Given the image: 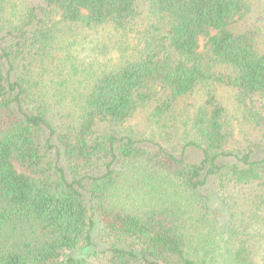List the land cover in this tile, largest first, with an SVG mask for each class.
<instances>
[{
  "label": "trees",
  "instance_id": "1",
  "mask_svg": "<svg viewBox=\"0 0 264 264\" xmlns=\"http://www.w3.org/2000/svg\"><path fill=\"white\" fill-rule=\"evenodd\" d=\"M260 145L264 0H0V264H264Z\"/></svg>",
  "mask_w": 264,
  "mask_h": 264
},
{
  "label": "rangeland",
  "instance_id": "2",
  "mask_svg": "<svg viewBox=\"0 0 264 264\" xmlns=\"http://www.w3.org/2000/svg\"><path fill=\"white\" fill-rule=\"evenodd\" d=\"M263 153H264V145H260V146L256 147L254 150L255 156H260ZM202 192L209 199L210 205L212 206L213 211L216 214V216L222 220L227 219V213L225 210H223V206L219 202V200L217 198V193L215 192V190L212 187L207 186L202 190Z\"/></svg>",
  "mask_w": 264,
  "mask_h": 264
}]
</instances>
